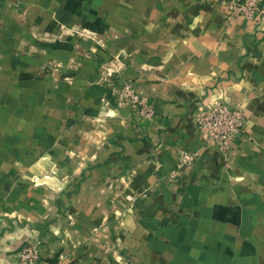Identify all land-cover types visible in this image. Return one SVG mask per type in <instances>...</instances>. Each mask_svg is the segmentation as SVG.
<instances>
[{
	"label": "crops",
	"instance_id": "0c3cea01",
	"mask_svg": "<svg viewBox=\"0 0 264 264\" xmlns=\"http://www.w3.org/2000/svg\"><path fill=\"white\" fill-rule=\"evenodd\" d=\"M228 1L0 0V264H264V20ZM218 101L229 163L195 124Z\"/></svg>",
	"mask_w": 264,
	"mask_h": 264
},
{
	"label": "built area",
	"instance_id": "2783aa9c",
	"mask_svg": "<svg viewBox=\"0 0 264 264\" xmlns=\"http://www.w3.org/2000/svg\"><path fill=\"white\" fill-rule=\"evenodd\" d=\"M227 23L235 19L261 22L264 20V0H229L225 5ZM112 92L120 105H130L140 120H150L156 115L153 101L138 93L130 81L111 83ZM246 116L238 107L218 101L212 106H202L196 115L195 124L205 135V144L214 147L229 163V152L244 131ZM196 152L181 153L177 168L190 166L196 160ZM176 178V174L171 176ZM17 264H49L41 258L33 241L25 242L19 250ZM118 264H126L120 262Z\"/></svg>",
	"mask_w": 264,
	"mask_h": 264
},
{
	"label": "rangeland",
	"instance_id": "374dc122",
	"mask_svg": "<svg viewBox=\"0 0 264 264\" xmlns=\"http://www.w3.org/2000/svg\"><path fill=\"white\" fill-rule=\"evenodd\" d=\"M22 245H23V244H22ZM22 245H21V247H22ZM21 247H20V248H21Z\"/></svg>",
	"mask_w": 264,
	"mask_h": 264
}]
</instances>
